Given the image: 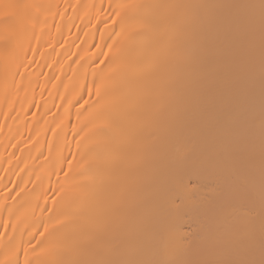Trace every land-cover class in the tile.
Masks as SVG:
<instances>
[{
	"label": "bare ground",
	"instance_id": "obj_1",
	"mask_svg": "<svg viewBox=\"0 0 264 264\" xmlns=\"http://www.w3.org/2000/svg\"><path fill=\"white\" fill-rule=\"evenodd\" d=\"M2 4L0 262L264 260L262 0Z\"/></svg>",
	"mask_w": 264,
	"mask_h": 264
},
{
	"label": "snow or ice",
	"instance_id": "obj_2",
	"mask_svg": "<svg viewBox=\"0 0 264 264\" xmlns=\"http://www.w3.org/2000/svg\"><path fill=\"white\" fill-rule=\"evenodd\" d=\"M262 5H264V0H262ZM18 6L14 4H2L0 8L3 9V12H0L5 20L11 19L15 15V10ZM39 7V6H34ZM124 8L139 7L138 5H122ZM159 7L163 8H175L179 7L178 5H160ZM15 39L14 32L11 29H5V33L2 37L3 44L8 46L13 43ZM103 63V61H101ZM179 208V205H177ZM47 232V228H45ZM44 235V233H40ZM40 242H38L39 244ZM53 247L50 245L48 248H41V252H46L49 248ZM35 251V248H33ZM60 258L52 261H47L45 264H145V262H135V261H116V260H106V259H96L93 258L88 251L78 242H70L63 249L59 250ZM11 255L15 256V250L12 251ZM0 264H20L18 258L9 259L6 262H0ZM24 264H29L27 260L24 261ZM148 264H164L161 261L148 262ZM242 264H248V262H242ZM264 264V260L260 262Z\"/></svg>",
	"mask_w": 264,
	"mask_h": 264
}]
</instances>
